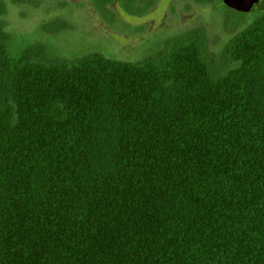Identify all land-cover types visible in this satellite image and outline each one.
<instances>
[{"label": "trees", "instance_id": "trees-1", "mask_svg": "<svg viewBox=\"0 0 264 264\" xmlns=\"http://www.w3.org/2000/svg\"><path fill=\"white\" fill-rule=\"evenodd\" d=\"M5 14L0 264H264V12L130 60L19 46ZM29 68L59 84L25 126Z\"/></svg>", "mask_w": 264, "mask_h": 264}, {"label": "rangeland", "instance_id": "rangeland-1", "mask_svg": "<svg viewBox=\"0 0 264 264\" xmlns=\"http://www.w3.org/2000/svg\"><path fill=\"white\" fill-rule=\"evenodd\" d=\"M69 1L71 4H68L66 17L70 22L68 21L66 26L58 28L54 23L40 21L42 18L40 15L50 16V7L56 3L50 1L40 10L8 7L6 14L2 17L6 22V30L13 34V39L19 46L42 42L49 51L61 56H74L97 50L118 60L135 59L142 52L147 41L163 38L154 34L162 24L166 12L162 3H159L144 18L134 17L133 11L115 6L118 20L114 21L113 18L110 20L109 12L100 5V0H91L94 8L95 2L98 1L97 12L102 21L95 16L88 0ZM76 3L80 4L74 5ZM194 12L196 15L194 22L205 25L209 38L220 46L228 38V34L222 28L225 11L211 12L206 9L203 12L197 10ZM182 19L180 18L179 21L181 22ZM44 27H49L50 30L45 31ZM139 27H143L140 32H138ZM52 74L42 68L27 70L22 86L28 118L25 126L30 125L32 120L42 115L44 102L57 88L59 78ZM19 137L21 140L34 138L28 130L23 128Z\"/></svg>", "mask_w": 264, "mask_h": 264}, {"label": "flooded vegetation", "instance_id": "flooded-vegetation-1", "mask_svg": "<svg viewBox=\"0 0 264 264\" xmlns=\"http://www.w3.org/2000/svg\"><path fill=\"white\" fill-rule=\"evenodd\" d=\"M50 1L56 2L50 7L51 14L50 16L40 15L42 17L40 18V21L42 23H54L57 26H66L67 22L69 21V19L66 17V10L68 8V4H71L69 0H2L6 9L11 7L15 9L24 8L26 10H40L45 3ZM88 1L90 7L95 13V16L101 19L99 13L97 12V8L99 7L98 1L95 2V8L92 6L91 0ZM159 3H162V6H164L166 9L162 20L163 22L161 25H159V27L156 29V32L154 33L159 37H171L180 32H184L187 29L201 25L200 23L194 22V19H196L194 11L196 10L203 12V10L207 9L211 12L220 10L222 13L223 11H232L238 13L230 8H227L224 5L223 0H107L102 5V7L105 8L107 12H109L110 20L113 18L114 21H117L118 16L115 6L135 11L134 15L132 16L144 18L149 12H151V10H154ZM77 4L80 3H76L74 5ZM244 15H246L245 17L248 18L251 17V13H246ZM180 18H183L181 22L179 21ZM198 19H200V17H198ZM138 29V32H140L143 30V27H139Z\"/></svg>", "mask_w": 264, "mask_h": 264}, {"label": "water", "instance_id": "water-1", "mask_svg": "<svg viewBox=\"0 0 264 264\" xmlns=\"http://www.w3.org/2000/svg\"><path fill=\"white\" fill-rule=\"evenodd\" d=\"M223 3L242 14L264 12V0H223Z\"/></svg>", "mask_w": 264, "mask_h": 264}]
</instances>
